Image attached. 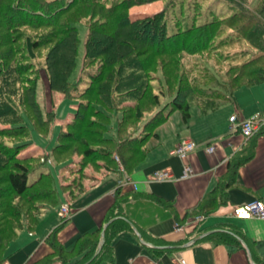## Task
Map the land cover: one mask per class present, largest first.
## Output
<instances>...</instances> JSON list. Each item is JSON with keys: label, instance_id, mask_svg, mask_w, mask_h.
I'll use <instances>...</instances> for the list:
<instances>
[{"label": "trees", "instance_id": "16d2710c", "mask_svg": "<svg viewBox=\"0 0 264 264\" xmlns=\"http://www.w3.org/2000/svg\"><path fill=\"white\" fill-rule=\"evenodd\" d=\"M153 1L155 0H111L110 3H107L105 0H0V77L8 73L16 79L14 81L16 84L19 82V73L24 72L28 68L26 64L31 63L24 62L17 66H7V59L18 48L16 42L25 40L32 50L51 44L45 57L44 66L51 89L60 91L66 96L73 92L90 96V103L92 96H95L97 105L93 108H89V103L81 101L83 107L75 112L72 121L67 124L68 130L63 129L59 134L56 145L53 147L54 156L67 154L65 150L69 149L71 140L76 137L75 130L81 128L80 125L75 126L77 123L84 127L86 124H91L97 128L98 124H102L101 138L98 133L96 143L87 141L81 148L80 154L84 157L83 161L87 166L94 158L95 167L105 168L121 178L122 172L131 174L135 167L144 160L149 151L145 146L146 141L149 137L157 135L156 128L164 123L172 112L178 110L186 122L191 117L190 104L187 99L189 92L197 94L196 96H202L206 91L202 86L195 87L185 80L182 82L180 78L179 88L175 93L172 94L168 88L166 95L171 97L167 103L161 105V97L165 96L164 92L162 89L154 92L153 87L148 107L141 109L135 117L126 108L122 111V118L118 120L116 135L106 134L109 131L108 126L106 129V124H109L107 122L110 121L111 112L121 109L120 106H113V101L116 100L118 104H126L133 102L130 101L132 99L143 98L146 89L150 87L151 79H154L150 75L157 70L150 66V63L160 54L197 53L204 49H210L213 45H217L215 52H219L227 46L240 44L241 40H247L253 51L249 57L244 58V61L238 62L236 61L238 59H235L234 63H230L237 64L238 67L232 76L229 90L224 92L213 88L211 94L208 95L215 98L226 97L227 94L233 96L234 92L242 86L264 83V16L256 12L257 10L234 6L233 11L231 6L216 7L220 3L217 1L215 6L209 5L206 20L200 19L198 15H193L188 25L179 29V26L173 27L174 24H171L169 31L165 17L166 8L144 17H131L129 12L131 6ZM177 1L175 4L178 3ZM179 2L181 1L179 0ZM78 4L92 5V15L100 16L93 18L88 23V33L84 44V65L87 67L99 60L97 62L99 67L92 72L86 68L82 79L94 82L93 89L77 85L74 83L75 80L71 79L77 66L79 45V32L76 24L82 17L78 10H74ZM95 6H101V9H97ZM228 11L232 13L225 15ZM226 27L234 28V30H238V33L236 35L231 33L234 30L227 33ZM30 28L43 29V31L41 35L31 38L23 32ZM175 62L174 66L178 67V60ZM158 65L162 66L165 74L169 73L166 71L168 64L165 60L160 61ZM105 79L107 82L103 83ZM14 83L12 84L14 85ZM181 85L187 92L183 96L179 93ZM27 90L29 91V89ZM0 103L8 105L7 107L11 109V111L0 113V134L22 135L20 130L24 131V128H22L23 123L19 115L21 111L18 108L21 103L19 101L18 104L10 103L5 99H1ZM87 115L91 116L90 120L92 121L84 125ZM92 116L99 119H93ZM104 119L105 121H103ZM1 122L3 123L1 124ZM126 122L131 127L136 126L137 128L128 132L125 129L126 126L128 128ZM139 122H142L140 123L142 125ZM263 132L264 128L254 135L257 136ZM84 133L81 131V136L85 137ZM123 133H126L125 137H121ZM92 134L94 138L95 134ZM85 140L87 139L85 138ZM101 142L106 143L109 147H103ZM0 143V264H3L5 250L19 232L22 230L34 231L45 208L60 205L62 198L61 192L55 185L53 172L44 168L46 159L37 167L30 168L28 157L21 153L28 142L19 140L12 143L0 141ZM252 154L251 152L249 155L230 160L227 177L221 179L219 187L208 194L207 200L205 199V203L203 202L197 211H190L187 214L197 216L201 213H210L220 204L225 203V190L235 180L237 167L248 160ZM116 156L120 162L115 158ZM70 157L64 158L65 163ZM124 186L116 188L111 212L106 218L109 224L105 229L104 238L101 237V228H99L93 234L82 237L71 250L67 251L57 240L58 230L62 226L58 225L47 238L52 251L28 264H49L54 259L68 261L76 256H79L76 264H96L100 259L111 256V238L125 229L129 230L132 226L134 227L130 214L125 212V206L132 202L130 198L138 195H133V190L125 189ZM61 189V191L66 190L70 193L67 191L68 186H62ZM73 194L70 193V196L76 197ZM148 200L145 198V203L149 202ZM180 220L182 219L177 218L179 225L181 224ZM227 226L217 231L224 236L222 239L225 242L241 245V241H243L248 244L247 238L243 237L235 226ZM100 244L101 246H99ZM163 249L153 246L150 250L159 252ZM253 261L255 264H264V260L256 255H253Z\"/></svg>", "mask_w": 264, "mask_h": 264}, {"label": "crops", "instance_id": "0c3cea01", "mask_svg": "<svg viewBox=\"0 0 264 264\" xmlns=\"http://www.w3.org/2000/svg\"><path fill=\"white\" fill-rule=\"evenodd\" d=\"M257 85L250 86L252 92L263 89L255 87ZM250 96V103H254L252 108L245 101L246 95L227 94L210 107L201 108V115L196 120L192 114L186 122L181 118L178 127L173 123L167 126L171 122V113L156 128L157 135L146 141L149 151L131 174L122 172L121 178L115 173L99 175L84 195L70 200L63 197L60 205L68 204L67 215H61V206L46 207L34 231H20L9 244L3 264H28L51 252L47 238L58 225L62 226L57 240L67 251L82 237L99 228L102 231L111 212L116 188L122 185L133 190V195H138L130 198L132 202L125 206L134 227L112 237L111 256L96 264H178L179 257L187 264H255L253 255L264 260V220L237 218L232 214L237 205L257 198L264 202V132L245 137L229 121L233 112H237L239 119L255 113L264 114V95ZM184 138L195 140V149L183 157L171 154ZM168 140L170 142L166 143ZM208 146L213 150L206 151ZM251 152L252 156L237 167L235 180L225 190V203L210 213L187 214L197 211L208 194L219 187L221 179L227 177L230 160ZM185 165L191 166L192 174L181 178ZM156 169H169L171 178L149 180V174ZM125 178L130 182H124ZM145 198L149 202L145 203ZM177 218L182 219L180 225ZM227 225L235 226L247 238L248 244L225 242L224 236L217 231ZM153 246L164 249L153 252L150 250ZM78 259L79 256L68 261L54 259L49 264H76Z\"/></svg>", "mask_w": 264, "mask_h": 264}, {"label": "rangeland", "instance_id": "374dc122", "mask_svg": "<svg viewBox=\"0 0 264 264\" xmlns=\"http://www.w3.org/2000/svg\"><path fill=\"white\" fill-rule=\"evenodd\" d=\"M110 1L111 0H105V2L107 3H110ZM180 1L181 2H179L178 0V3L175 4L176 0H155L153 2L131 6L129 8V12L131 17L139 18L154 14L162 10L163 8H166L167 14L165 17L169 25V31L171 29V24H174L173 27L179 26V29L188 25L189 20L193 17V15H198L200 19L206 20L208 18L207 14L209 13V5L212 4L213 6H215L217 1H220V3L223 2V5L219 3L216 5V7L221 6L223 8L225 7L224 5H226L231 6L232 9L234 6H243L249 10H257L256 12H259L264 16V0ZM95 8L101 9V6H95ZM74 10H78L81 14L80 16L82 17H80L81 20L76 24L79 32V45L76 59L77 66L75 71L73 72L71 79L75 80L74 83H77V85H83L84 87L92 88L94 86V82L92 83V81L90 80L84 81L82 79L86 68L92 72L99 67V64L97 63L99 62V60L91 63L87 67L86 65H84V44L88 33V23L93 18H97L100 16L98 14L95 16L92 15V5L90 4H78L74 7ZM231 13L232 12L228 11L225 13V15ZM226 29L227 33L228 31L234 30V28L228 29L227 27ZM42 31L43 29L38 28L23 30V32H25V34H27L31 38L41 35ZM231 33H234L236 35V33H238V30L235 29L234 32ZM16 45L18 46V48H16V52L11 53L9 59H7V66H17L20 63L24 62L31 63L26 64L28 68H26L24 72L22 71L19 73V82H17L16 84L14 83L16 79H14L12 75H8V73L3 74L0 77V100L5 99L10 103L16 104H18L19 101V103H21L18 108L21 111L19 115L23 123L22 128H24V131L20 130V133H22V135L0 134V141H3L4 143H12L19 140L28 142V145L22 149L21 153L25 154L24 156L28 157L31 164L30 168L37 167L38 164H41L46 159V165L44 166V168L53 172L55 185L61 192V198L65 197L66 199L68 198L70 200L72 198L70 196V193H74L73 195L76 196L77 199L78 197L84 195L85 191L94 184L97 176H104V174L109 175L110 173H112L105 170V168L101 169L95 167L94 158L91 159V164H88L87 166L86 162L83 161L84 157H82V155L80 154L81 148L85 146L87 141L96 143V137L98 133L101 138V134H103V125L98 124L97 128L96 126H92L91 124H86L92 121L90 120L91 116L87 115L83 123L84 125L86 124V127L82 126L79 123L75 125L76 127L80 125L81 128H79V130H75L76 137L71 140L72 142L69 149L65 150L67 154L63 156H54L55 154H53V147H55V143L57 142L59 134L62 133L63 129H66V131L68 130L66 128L67 124L72 121L74 114H76L75 112L83 107L81 101L82 103H89V108H93L95 107V105H97L95 103V96H92L93 93L91 94L92 100L90 101L92 102L90 103V96L81 95L77 92H73L72 94L66 96L60 91L51 89L48 75L46 69L44 68L45 57L51 44H47L34 50H32L30 46L28 47V44L25 40L16 42ZM216 49L217 45H213L210 49H204L197 53L178 52L174 53L173 55L160 54L156 56L151 61L150 66L157 70L156 72H152L150 75V77H153L154 79H151V82L149 84L150 87L146 89L144 97L138 100L132 99L130 101L133 102H129L126 104H118V102L114 100L113 106H120L121 109L120 111L116 110L111 112L110 121L107 122L109 124H106V129L108 126L109 131L106 134H112L113 136L116 135L115 133L118 120L122 118V111L126 108L129 113H131V115L135 117V115L140 113L141 109L148 107L153 87L154 92H158L159 89H162L164 92L165 96L161 97V105L167 103L170 100L169 97H171L169 95H166L168 88H170V92H172V94L175 93L179 88L178 84L180 78L182 79V82L183 80H185L186 82L193 84V86L195 87L200 85L203 89H205L204 91H206L204 92V94H202V96H196L197 94L194 95L193 93L189 92V96L187 98L190 104V112L192 114V118L194 120L199 118L201 115V108H208L219 99L208 95L211 94L213 88H217L218 90L224 92L229 90V85L231 79L233 78L232 76L237 71L238 67L237 64L230 63H234L235 59H238L236 60L238 62L242 60L244 61V58L249 57L251 55V52L253 51V48L250 46V43L247 40H241L240 44L238 43L232 46H227L226 48L221 49L219 52H215L217 51ZM164 60L168 64V66H166V71L169 72L168 74H165V72H163L164 70L162 69V66H160L161 64L158 65L160 61ZM175 60H178V67L174 66V64L176 63ZM103 76L105 77L106 73ZM104 81L103 83H106L107 79H105ZM12 83H14V85ZM255 87H263V89L252 92V88H250V86H242L238 88L234 93L236 95L237 93L246 95L247 98L245 101L248 103V106L252 108L254 106L251 104L254 103H250L249 94L253 93L250 96L252 98L254 94L264 95L261 92H264V83H260ZM27 89H29V91ZM179 93H181L182 96L184 95V93H187L186 89L182 88V85L181 89H179ZM31 102L34 103L31 104ZM7 106L8 105H3L0 103V113L11 111V109ZM144 116L146 117V114ZM92 118L97 120L99 119L95 116H92ZM181 118V113L178 110H175L174 112H172L171 122H168L167 126L169 127L170 123H173L175 127H178V124L182 123ZM103 121H105V119ZM2 123L3 122H1V124ZM140 123L142 122H139V124ZM126 125H128V128L126 126L125 129L128 132L137 128L136 126L131 127L127 122ZM81 131L85 132V137L81 136ZM92 133L95 134L94 138L92 136ZM125 135L126 133H123V136H120L125 137ZM85 138L87 140H85ZM169 142L170 141L168 140L166 143ZM101 143L103 147H109L106 143ZM167 146L169 147V144H167ZM66 156H71L67 163H65L64 160ZM115 158L119 161V158L117 156ZM62 186H68L69 189L67 191H69L70 193L66 192V190L61 191ZM58 206L60 207L61 205Z\"/></svg>", "mask_w": 264, "mask_h": 264}, {"label": "built area", "instance_id": "2783aa9c", "mask_svg": "<svg viewBox=\"0 0 264 264\" xmlns=\"http://www.w3.org/2000/svg\"><path fill=\"white\" fill-rule=\"evenodd\" d=\"M229 121L232 127L240 129L241 133L245 137H251L256 132L264 128V114L255 113L249 118H241L237 112H233ZM197 143L191 138L182 139L172 150L171 154L178 155L179 157L185 156L188 152L195 149ZM213 150L212 146H208L206 151ZM192 174V168L189 165H185L181 178L190 177ZM172 176V172L169 169H156L149 174L148 179L151 181H166ZM124 182L129 183L130 181L125 178ZM135 186V185H134ZM136 187V186H135ZM69 213L68 204H63L61 206V215H67ZM232 214L237 218H258L264 220V202L261 199H253L251 201L245 202L243 204L237 205L233 208ZM202 217H197L201 219ZM182 227V226H178ZM178 264H187L185 259L182 257L178 258Z\"/></svg>", "mask_w": 264, "mask_h": 264}, {"label": "water", "instance_id": "95a60500", "mask_svg": "<svg viewBox=\"0 0 264 264\" xmlns=\"http://www.w3.org/2000/svg\"><path fill=\"white\" fill-rule=\"evenodd\" d=\"M109 224V222H107L105 224V226L103 227L102 231H101V236L104 238V234H105V227Z\"/></svg>", "mask_w": 264, "mask_h": 264}]
</instances>
